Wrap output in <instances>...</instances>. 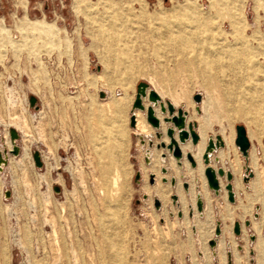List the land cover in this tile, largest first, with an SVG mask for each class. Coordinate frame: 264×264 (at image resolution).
<instances>
[{"label":"rangeland","instance_id":"rangeland-1","mask_svg":"<svg viewBox=\"0 0 264 264\" xmlns=\"http://www.w3.org/2000/svg\"><path fill=\"white\" fill-rule=\"evenodd\" d=\"M221 45L228 58L203 62L206 48ZM227 79L225 94L219 87ZM141 80L164 100L181 97L176 107L197 132L208 124L206 143L216 134L232 138L244 165L250 153L256 169H243L242 184L253 172L249 181L258 176L257 186L235 189L234 203L208 190L201 217L196 210L189 217L200 183L186 156L189 194L183 181L150 184L148 143L141 144L129 121ZM196 92L209 113L193 100ZM13 121L20 124V154L9 155L0 172V264H264V238L249 246L258 232L244 226L254 219L264 231V0H0L1 153L12 147ZM238 123L250 141L247 160L234 141ZM153 137L157 160L168 151L157 149ZM34 150L43 155L41 166ZM160 189L163 206L156 210L150 199ZM217 220L223 234L213 251Z\"/></svg>","mask_w":264,"mask_h":264},{"label":"bare ground","instance_id":"bare-ground-1","mask_svg":"<svg viewBox=\"0 0 264 264\" xmlns=\"http://www.w3.org/2000/svg\"><path fill=\"white\" fill-rule=\"evenodd\" d=\"M171 52H172V50H171ZM203 54H204L203 62H205L208 65H211V64L213 65V64L218 63L222 58H228L229 55H230V51L228 50L227 47H225L223 45H221V46H209L208 48H206L203 51ZM192 63L194 64L193 61H192ZM196 84L197 83H195V87L197 86ZM231 85H232V82L227 79V80H223V82H221V86L219 88H221V92L225 93V92H229V89H230ZM149 87H147V89H146V95L142 96V101H143V104H144V108L133 107V106L131 107L130 115L132 113L135 115V123L133 125L130 124V126L132 128H134L133 130L135 131V133L137 135H139V138L141 139V144L142 145L145 144V139H146V141L148 143V146L145 148L146 153H145L144 159H145L146 164H149V160H150V164H149L150 165L149 171L151 172V174L149 175V183L150 184H154V183L155 184H159L160 180H162L163 183H167V182L170 181L171 185L172 186L174 185L176 187L178 182L183 181V186H184L185 192H187L189 194V186L190 185H189V182H187V181L190 180V177H189L190 176L189 175V163L187 162V160H188L190 162V166L192 168H195V173L197 174V178H198L199 183H200L199 186H198V189L196 191L194 199L190 197V202L191 203L189 205V212H188L189 217L190 216L191 217L194 216L195 210L198 212L199 216L203 214L204 207L206 206V204L208 202V195H207L208 194V190L211 191V193L215 194L216 196L221 195L220 200H221V203L223 202V200H224L223 197H225L227 195V189L225 188V186L222 185V182L225 181V180H226V182L230 181L232 183V190H233L234 196H235V189L244 188L245 190H248V189H254L255 185L257 186V183H258L257 182V177L258 176L253 181H249L250 178L253 177V172H250V173H252V175H250V176H246V175L243 176V181H244L245 184H248V186L244 187L243 184H242L243 169H245V173L247 172L248 169H251L252 171H254L256 169L255 165H254L253 158H252V156L249 153V150H248L247 153H249L250 158H249L248 164L244 165L242 163V159L239 157L238 154H236V149L233 146L232 138L230 140L229 139L226 140V142H225L224 141L225 140V136L223 135L221 137V140H222L223 144L214 145L208 151L209 159H208L207 162H205L204 159H203V152H204L205 146L207 144L205 142V134H206V128H207L208 124L206 123L205 125H200L199 133H198L200 136H199V138H198V140L196 142H192L190 137H188V138H186L185 140H182V141L179 140L178 139V129L179 128L174 126L172 121L163 120V115H166L168 113H167V110L166 111H162L161 110L160 101H163V103L166 106V100H164L161 97V100H159V101H150L147 98V93H148ZM238 87L239 86H237V88ZM107 93L105 92L103 94L104 96L101 95L103 97L100 96V98H102V99L105 98ZM225 94H227V93H225ZM218 97H220V96H218ZM179 98H181V97H177V98L175 97V98L171 99V102L175 105V107H176V105H178V99ZM145 103H147V105H152L155 114L160 118V124L158 126L152 125L146 119V122L148 124H150L152 126V128L154 129V134H155L156 139L160 141L159 143H156L155 146H156L157 149L162 148L163 150L165 149V150L168 151V152L165 151L162 154H160V156H159V158L157 160H156V155H155V152H154V149H153V146H154V137L153 136H154V134L151 132V129L149 128V126L144 122L143 114L140 113V111H141L146 116V107L147 106H146ZM200 103H201V105L203 107H204V105L206 103L205 100H202V96H201V99L199 101V104ZM191 106L192 105L189 106V104L188 105L186 104V107H187V109L189 111V114L191 115L190 117H193V114L190 113V112H192V110L190 109ZM157 108L159 109V111H158ZM184 111H185L184 113H185V118H186V120H185L186 121L185 128H188L187 127V122H189V121H187L188 113H187L186 110H184ZM204 111L209 113L210 109L204 107ZM174 112H176V109H175ZM161 116H162V118H161ZM129 121H130V118H129ZM162 122L166 123L167 127L168 126H173L174 127L173 135H174L175 139L177 140V143H178V145H179V147L181 149V154L180 155H175L173 153V149L167 147V144L169 142L166 143L163 140L164 135H166L168 137L169 141H170V136L166 133V130H165V132H163V130L161 128ZM10 127L11 128L14 127V129L16 128L18 131H20V124L17 121H13V123L10 124ZM10 129H9V139H10L12 147L10 149H6V151H4V150L2 151V156H1L2 158L0 159V172L7 165L8 161H9V155H13V156L16 157V156H18L20 154L19 147H18V144H17L18 140L11 138ZM195 130L197 131V124L195 126ZM210 137H212V136H209L207 138V142H208V139ZM213 139H215V136H214ZM190 141H191V143H190ZM223 141L226 143V146L224 148H222L224 146V142ZM8 142H9V140H8ZM227 145H228V147H227ZM14 146L18 147V151L17 152H13L12 151V148ZM220 148H222V149H220ZM187 152L191 153L192 157L194 158V160H195L194 164L187 157ZM41 155H40V158H41ZM185 156H186L187 160L185 159ZM149 157H150V159H149ZM42 158H43V155H42ZM244 158H245V160H247L248 159V155H246ZM201 159L203 160V163L205 164L204 167L203 166L199 167V165L197 163V162H200ZM33 161H34V159H33ZM157 163L159 164V171L162 173V175H160L158 173V171H157V169H158L157 168ZM34 164H35V162H34ZM35 166H36V164H35ZM206 166H211L212 168L215 169L217 178L219 180V187L218 188H214V187L210 186L209 183L207 182L206 175H205V173L203 171ZM218 167H223V169H224V173L223 174H218V172H217V168ZM226 171H230L231 174H232V177H231L230 180H228L227 177H226ZM203 174H204L205 178H204ZM235 176H237V179H235ZM144 177H146V176H144ZM188 177H189V180H188ZM116 180L117 179L115 178L114 181H113L114 184H116ZM232 180L234 181V184H233ZM195 181H196V179H195ZM260 183L262 184V186H264V179L262 181H260ZM175 187H173V190H174ZM7 193H8V191H6V194ZM163 194H164V192L162 191V189L157 190L155 192L154 198L150 199V206H152V200H153L155 209L156 210H159V209L161 210V208L163 206V202H162V198L161 197H162ZM144 195H146V194H144ZM146 197H147V195H146ZM171 199L173 200V206L176 209H179V211L177 212V216L184 220L185 219V212L182 211L181 207H180V203H181L180 199L181 198L179 196H177L175 193H173V195L171 196ZM155 200L158 201V204H155ZM199 200L201 201V208L200 209L197 207V201H199ZM216 200H218V199H216ZM227 201L229 203H234L235 202V197H234L233 201H230L228 198H227ZM236 202H237V198H236ZM258 209H259V206H256V208H255L256 211L253 214V218H257L258 217V213H257ZM221 224L222 223L220 221H218V220L215 222V228H216L217 225H219L220 230H219V232H215V229H214V236H215L213 238L214 239V243L213 244L209 243V246H210V248L213 251L215 249H218L220 244H221V240H220V236H219V235L223 234V228H221ZM101 225H102V222H101ZM192 225H193L192 233L193 234H199V230L195 227V223L192 224ZM239 225H240V232L237 233V235L241 234V232L243 231V228H242L240 222H239ZM249 225H252L253 228L258 232V235H257L256 238H255L254 235L250 236L251 240L252 241L255 240V241L254 242H249L248 243L249 246L253 247L254 245H260L261 240L264 238V231H263V233H261V235L259 233L261 231V223L258 224L254 219H249V223L248 224H245V221H244V226L245 227H248ZM222 226H223V224H222ZM263 230H264V227H263ZM233 232H234V230H233ZM226 233H227V231H226ZM228 234L229 233H227V236H228ZM230 237H232V235ZM230 237L228 238V245L230 246V248L234 252L233 244H232L233 241L230 240L233 237L232 238H230ZM198 244H199V242H198ZM197 248H198V246H197ZM201 248H202V245H201ZM258 250H259V248H258ZM252 251L250 252L251 254L253 253ZM204 257H205V253H201V255L199 256V259L202 260ZM227 257H228V260L230 262L231 261V250L227 251Z\"/></svg>","mask_w":264,"mask_h":264},{"label":"water","instance_id":"water-1","mask_svg":"<svg viewBox=\"0 0 264 264\" xmlns=\"http://www.w3.org/2000/svg\"><path fill=\"white\" fill-rule=\"evenodd\" d=\"M147 87H149V84L146 81H139L136 85V92H135V97L132 101V106L133 107H139V108H144V104L142 101V96L146 95V89ZM147 98L150 101H159L161 100V96L160 94L152 87H149L148 93H147ZM193 99H195L196 101H200L201 99V93L196 92L195 94H193ZM30 103H35L36 101V97L35 95H30L29 97ZM160 108L162 111H166L168 115H163V120H167V121H172L173 125L176 126L178 129V139L179 140H185L186 138L190 137L192 142H196L199 138V134L198 132L195 130V126H196V122L195 121H189L187 122V127L185 128V124H186V118H185V111L183 110L182 107H175V105L170 101V100H166V106L163 103V101H160ZM176 109V112H174ZM197 109H199V107L197 106ZM146 119L147 121H149L152 125L154 126H158L160 124V118L155 114L153 106L152 105H147L146 107ZM135 123V115L132 113L130 115V124L133 125ZM235 131H236V135L234 138L235 143L238 145L239 149L242 151V153L244 155L247 154L248 152V148L250 145V141H249V137L247 135V131H246V127L241 124L238 123L235 125ZM166 133L170 136V141L167 144L168 148H172L173 149V153L175 155H180L181 154V149L177 143V140L175 139L173 133H174V127L173 126H168L166 128ZM10 136L12 139H15L19 136L18 132L14 129L11 128L10 129ZM222 140H221V136L219 134L215 135V139H213L212 137H210L208 139V142L205 146L204 152H203V159L205 162L208 161L209 157H208V151L214 146V145H221ZM13 152H17L18 151V147L14 146L12 148ZM2 153L0 151V159L2 158ZM187 157L189 158V160L194 164L195 160L192 157L191 153L187 152ZM33 159L34 162L37 166H41L42 165V160L40 158V153L38 150H34L33 151ZM217 172L218 174H223L224 173V169L223 167H218L217 168ZM204 173L206 175V179L207 182L209 183L210 186L214 187V188H218L219 187V180L217 178L216 175V171L214 168H212L211 166H206L204 168ZM249 174H251L249 172ZM135 177L138 178L139 177V172H137L135 174ZM226 177L228 180L231 179L232 174L230 171H226ZM225 188L227 189V198L230 201L234 200V193L232 190V183L230 181H227L225 183ZM55 189H59L58 186H55ZM155 204H158V201L155 200ZM197 207L200 209L201 208V201H197ZM249 220L246 219L245 220V224H248ZM263 227H264V223H263ZM220 228L219 225L216 226L215 228V232H219ZM233 230L236 233L240 232V225H239V221L236 220L234 221L233 224ZM209 243L213 244L214 243V239H210Z\"/></svg>","mask_w":264,"mask_h":264},{"label":"crops","instance_id":"crops-1","mask_svg":"<svg viewBox=\"0 0 264 264\" xmlns=\"http://www.w3.org/2000/svg\"><path fill=\"white\" fill-rule=\"evenodd\" d=\"M80 113H81L82 117L85 118V113H84V111H83V110H80Z\"/></svg>","mask_w":264,"mask_h":264},{"label":"flooded vegetation","instance_id":"flooded-vegetation-1","mask_svg":"<svg viewBox=\"0 0 264 264\" xmlns=\"http://www.w3.org/2000/svg\"><path fill=\"white\" fill-rule=\"evenodd\" d=\"M206 180V179H205Z\"/></svg>","mask_w":264,"mask_h":264}]
</instances>
